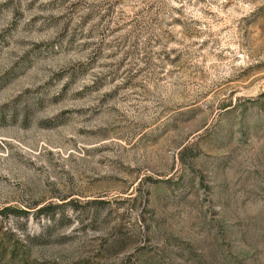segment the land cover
<instances>
[{
    "label": "rangeland",
    "instance_id": "374dc122",
    "mask_svg": "<svg viewBox=\"0 0 264 264\" xmlns=\"http://www.w3.org/2000/svg\"><path fill=\"white\" fill-rule=\"evenodd\" d=\"M8 205L0 264H264V0H0Z\"/></svg>",
    "mask_w": 264,
    "mask_h": 264
},
{
    "label": "trees",
    "instance_id": "16d2710c",
    "mask_svg": "<svg viewBox=\"0 0 264 264\" xmlns=\"http://www.w3.org/2000/svg\"><path fill=\"white\" fill-rule=\"evenodd\" d=\"M53 203H48L47 205H41L37 208V212H46L45 209L47 206H51ZM14 211V212H27V209L20 208V207H13V206H4L0 208V213H6V211ZM1 244V243H0ZM3 248V247H2Z\"/></svg>",
    "mask_w": 264,
    "mask_h": 264
}]
</instances>
